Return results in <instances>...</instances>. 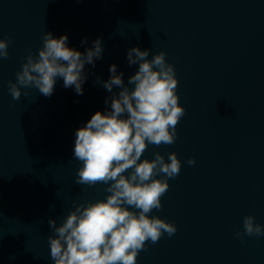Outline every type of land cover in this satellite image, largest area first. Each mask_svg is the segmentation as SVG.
Segmentation results:
<instances>
[{
  "label": "water",
  "instance_id": "water-1",
  "mask_svg": "<svg viewBox=\"0 0 264 264\" xmlns=\"http://www.w3.org/2000/svg\"><path fill=\"white\" fill-rule=\"evenodd\" d=\"M45 29L67 33L81 50L82 37L91 46L99 35L102 57L85 65L80 94L58 78L51 95L20 86L14 99L7 82ZM5 34L12 39L0 57V264H52L48 217L60 223L74 201L104 197V182L75 180L74 132L105 107L97 76L106 79L111 62L125 82L136 69L126 58L133 44L149 56L165 51L185 109L174 142L142 152L167 159L174 150L181 161L161 207L149 212L176 231L146 240L135 264H264V235L243 234L242 224L251 213L264 225V0H0Z\"/></svg>",
  "mask_w": 264,
  "mask_h": 264
},
{
  "label": "clouds",
  "instance_id": "clouds-1",
  "mask_svg": "<svg viewBox=\"0 0 264 264\" xmlns=\"http://www.w3.org/2000/svg\"><path fill=\"white\" fill-rule=\"evenodd\" d=\"M11 39L7 34L0 36V57L9 55ZM41 41L35 52L27 49L15 80L7 82L11 96L19 98L20 86H25V94L35 87L51 95L58 78L64 87L82 93L88 76L85 65H94L102 57L101 37L92 39L91 46L82 37L83 50L68 43L67 33L54 35L50 29L43 31ZM165 57L163 49L149 56L147 47L133 44L126 49V58L137 67L127 82L115 62L109 64L106 79L97 76L108 92L105 107L75 129L72 154L79 161L76 182H104L105 195L74 201L60 223L48 217L52 264H135L146 240L155 242L176 231L173 221L149 212L161 207L168 178L179 173L181 161L174 150L168 151L167 159L158 150L151 158L142 157L149 143L174 142L175 125L185 111L178 102L174 66ZM186 162L195 163V157L187 156ZM242 224L243 234L264 235V225L251 213L243 216ZM243 234L236 229L237 236Z\"/></svg>",
  "mask_w": 264,
  "mask_h": 264
}]
</instances>
